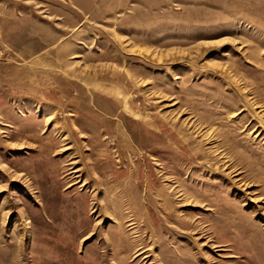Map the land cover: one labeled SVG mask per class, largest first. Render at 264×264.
Segmentation results:
<instances>
[{"label": "rangeland", "instance_id": "obj_1", "mask_svg": "<svg viewBox=\"0 0 264 264\" xmlns=\"http://www.w3.org/2000/svg\"><path fill=\"white\" fill-rule=\"evenodd\" d=\"M0 264H264V0H0Z\"/></svg>", "mask_w": 264, "mask_h": 264}]
</instances>
